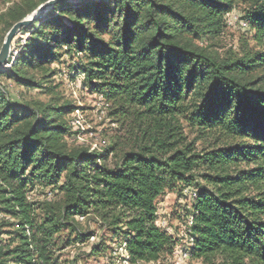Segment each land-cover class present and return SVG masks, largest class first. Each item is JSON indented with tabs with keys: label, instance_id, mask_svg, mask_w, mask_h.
Masks as SVG:
<instances>
[{
	"label": "trees",
	"instance_id": "1",
	"mask_svg": "<svg viewBox=\"0 0 264 264\" xmlns=\"http://www.w3.org/2000/svg\"><path fill=\"white\" fill-rule=\"evenodd\" d=\"M45 1H12L5 34ZM239 6L246 32L219 52ZM20 31L0 75L52 94L45 63L64 48L116 127L97 150L70 144L67 101L17 103L0 84V226L16 230L0 264H54L55 235L84 242L92 225L105 233L89 255L107 252L108 236L131 263L165 261L183 240L200 264H264V0L58 2ZM35 183L58 198H30ZM183 191L179 237L157 225L156 203Z\"/></svg>",
	"mask_w": 264,
	"mask_h": 264
},
{
	"label": "rangeland",
	"instance_id": "2",
	"mask_svg": "<svg viewBox=\"0 0 264 264\" xmlns=\"http://www.w3.org/2000/svg\"><path fill=\"white\" fill-rule=\"evenodd\" d=\"M6 1L0 0V14L12 1L18 0ZM226 22L227 28L220 36L219 46L216 48L219 52H223L228 48L236 49L239 37L246 32L247 22L244 18L243 7H236L228 13ZM5 29L4 20L0 18V46L5 37ZM27 36V33L20 31L13 38L10 51V54H12L11 59L14 58ZM8 64L10 67V63ZM80 64L81 60L78 56L67 55L64 48L57 50L56 55L45 63L52 75L50 85H56L52 94H49L45 87L21 86L3 75H0V84L6 88L10 98L17 103L30 104L32 101L37 100L50 102L53 99L52 102L61 104L67 101L72 109L63 115V119L70 127V132L65 139L70 144L83 145L90 150H97L107 141L116 126L108 117L107 107L102 95L98 92L89 91L84 85L83 75L78 72ZM71 65H74V67ZM52 190L53 195L55 193L53 197L55 201L59 196L56 188L41 186L38 183H35V186L32 187L29 196L32 199L45 200V195L48 192L52 193ZM191 198L192 196L188 191L182 193L169 192L160 196L156 203L157 225H167L172 234L176 235L177 233L179 237H182V230L189 216ZM0 218L4 219L5 217L0 214ZM7 226L6 224L0 226V241L2 243H5L2 235L9 237V233L13 234L16 231L14 226L11 228ZM91 227L95 230V233L84 242H79L75 236H70L69 231L65 228L55 235L58 248L55 252L54 264H122L123 252L120 250L122 242L117 239L111 241L108 236H105L107 237L105 242L107 252L96 255L87 254L90 246L92 244L96 245L99 237L105 233L99 229V226L92 225ZM185 250L186 243L183 240L179 241L171 258L147 264H200L189 259Z\"/></svg>",
	"mask_w": 264,
	"mask_h": 264
},
{
	"label": "water",
	"instance_id": "3",
	"mask_svg": "<svg viewBox=\"0 0 264 264\" xmlns=\"http://www.w3.org/2000/svg\"><path fill=\"white\" fill-rule=\"evenodd\" d=\"M82 0H47L40 4L32 13L28 16L14 23L11 28L5 34L3 42L0 46V69H2L6 64H8V59L11 51V43L13 38L16 36L22 27H28L33 23V21L40 19L44 14L53 7L58 2H78Z\"/></svg>",
	"mask_w": 264,
	"mask_h": 264
},
{
	"label": "built area",
	"instance_id": "4",
	"mask_svg": "<svg viewBox=\"0 0 264 264\" xmlns=\"http://www.w3.org/2000/svg\"><path fill=\"white\" fill-rule=\"evenodd\" d=\"M6 66V68H5ZM2 70H5V69H8L9 68V64H6ZM193 196H195V193L193 192L192 193ZM51 198V193L48 192L46 195H45V199L46 200H49ZM79 219L81 220L82 217H79ZM162 227H164V229L166 230H169V228L166 226V225H160ZM26 232L28 233V227H26ZM93 238V237H92ZM120 250L123 252V256H122V264H142V263H139V262H136V263H131L130 260H129V255L126 251V247H125V244L122 243V245L120 246Z\"/></svg>",
	"mask_w": 264,
	"mask_h": 264
},
{
	"label": "bare ground",
	"instance_id": "5",
	"mask_svg": "<svg viewBox=\"0 0 264 264\" xmlns=\"http://www.w3.org/2000/svg\"><path fill=\"white\" fill-rule=\"evenodd\" d=\"M33 15H35V13H33ZM33 15H32V16H33Z\"/></svg>",
	"mask_w": 264,
	"mask_h": 264
}]
</instances>
